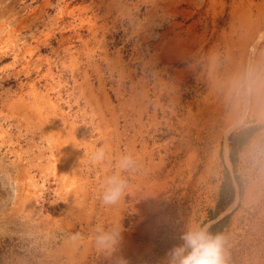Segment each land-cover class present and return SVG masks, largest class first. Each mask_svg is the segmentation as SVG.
I'll use <instances>...</instances> for the list:
<instances>
[{"label":"rangeland","instance_id":"1","mask_svg":"<svg viewBox=\"0 0 264 264\" xmlns=\"http://www.w3.org/2000/svg\"><path fill=\"white\" fill-rule=\"evenodd\" d=\"M259 33L264 0H0V264H167L224 217L225 264H264ZM123 155L125 196L103 205ZM226 172L234 199L209 220Z\"/></svg>","mask_w":264,"mask_h":264},{"label":"clouds","instance_id":"2","mask_svg":"<svg viewBox=\"0 0 264 264\" xmlns=\"http://www.w3.org/2000/svg\"><path fill=\"white\" fill-rule=\"evenodd\" d=\"M106 159L103 147L96 149L92 156L93 163H102ZM135 168L131 155H123L116 161L117 171L104 182L101 203L106 206L118 204L125 196L127 180L122 173ZM95 243L99 250L113 249L119 241L117 230L107 231L97 227ZM182 244L173 247L167 253V264H225L223 257V238L210 234L205 228H189L180 237Z\"/></svg>","mask_w":264,"mask_h":264},{"label":"trees","instance_id":"3","mask_svg":"<svg viewBox=\"0 0 264 264\" xmlns=\"http://www.w3.org/2000/svg\"><path fill=\"white\" fill-rule=\"evenodd\" d=\"M254 130L255 127H249L246 129H241L237 132H233L228 136L229 159L232 163L234 162L238 151L243 147V145H245ZM234 194L235 189L232 184V180L226 172L225 179L220 186L216 208L213 212H210L209 220L215 219L221 212L225 210L226 207L232 203ZM225 220L226 218L224 217L220 221L210 225L207 228V231L214 236L220 235L221 225Z\"/></svg>","mask_w":264,"mask_h":264},{"label":"bare ground","instance_id":"4","mask_svg":"<svg viewBox=\"0 0 264 264\" xmlns=\"http://www.w3.org/2000/svg\"><path fill=\"white\" fill-rule=\"evenodd\" d=\"M262 37H264V34H258L256 37H255V39H254V41H253V43L252 44H250V45H248V50H249V54H251L252 53V51H254V46H255V44L257 43V42H259L261 39H262ZM252 42V41H251ZM247 54H248V51H247ZM252 55V54H251ZM250 56V55H249ZM249 61V60H248ZM247 62V59L245 60V63ZM246 99H247V97H246ZM245 99V100H246ZM245 103H246V101H245ZM109 104V103H108ZM236 106H238V104L236 105ZM217 109V108H216ZM215 109V110H216ZM219 110V109H218ZM222 110V109H221ZM220 111V110H219ZM218 111V112H219ZM232 111V110H231ZM235 111H236V109H235ZM230 112V111H229ZM216 114H217V112H216ZM221 114V113H220ZM219 114V115H220ZM231 114V113H230ZM232 114H234V112L232 113ZM236 114V113H235ZM222 115V114H221ZM224 116H226L225 114H224ZM223 116V117H224ZM234 116V115H233ZM219 118H220V116H218ZM214 118H217V117H214ZM231 118V117H230ZM216 120V119H215ZM233 121V120H232ZM230 123H232L231 121H226V126H230ZM225 124V123H224ZM231 127V126H230ZM229 128V127H228ZM227 158V157H226Z\"/></svg>","mask_w":264,"mask_h":264}]
</instances>
